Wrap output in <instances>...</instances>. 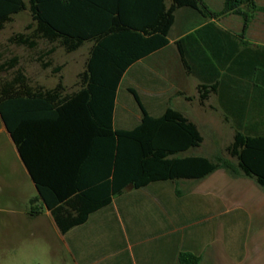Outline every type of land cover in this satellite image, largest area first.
Here are the masks:
<instances>
[{"label":"trees","instance_id":"trees-1","mask_svg":"<svg viewBox=\"0 0 264 264\" xmlns=\"http://www.w3.org/2000/svg\"><path fill=\"white\" fill-rule=\"evenodd\" d=\"M169 1L166 11L161 4L163 13L158 20L144 18L147 8L129 9V0H28L31 23L25 29L34 25L31 36L16 33L7 39L8 44L33 49L40 38L59 42L66 53H72L83 43H92L84 70L78 75L80 88L72 94H64L61 76L52 89L32 88L17 68L18 58L3 59L0 54V73L16 69L10 80L0 82V121L37 194L30 201V218L44 207L64 234L127 188L200 180L217 170L254 178L264 190V134L249 135L240 126L236 128L226 148L236 159V168L220 156H190L187 152L203 142L197 127L171 108L158 118L149 116L132 90L141 120L130 130L113 128L114 101L123 73L166 46L174 11L182 7L198 11L200 0ZM241 6L247 11L241 12ZM26 8L24 0H0V31ZM256 11L264 12V8H258L254 0H225L222 10L210 12V16L239 14L245 28ZM137 12L142 17L132 18ZM54 51L50 48L43 56ZM50 65L46 62L43 67ZM60 70L55 67L52 72ZM199 99L202 102L206 96L200 94ZM60 136L73 147V153L56 164L52 149ZM73 203L76 210L72 216L67 208L72 209ZM189 259L199 262L197 256L187 254L180 256L179 262L186 264Z\"/></svg>","mask_w":264,"mask_h":264},{"label":"crops","instance_id":"crops-1","mask_svg":"<svg viewBox=\"0 0 264 264\" xmlns=\"http://www.w3.org/2000/svg\"><path fill=\"white\" fill-rule=\"evenodd\" d=\"M158 1L129 0L127 6L137 11L147 8L149 13L144 18L159 20L163 13L161 4L166 11L171 3ZM224 1L200 0L198 11L187 7L174 11L168 44L136 61L123 73L114 101V129L130 130L141 120V110L129 91L132 90L153 118L171 108L192 122L199 133L208 131L211 137L229 133L234 136L239 126L249 135L264 134V12L253 13L243 28L239 14L210 16V12L222 10ZM254 3L264 8V0ZM154 9H160L159 13H152ZM240 11L246 12V7L241 6ZM141 15L137 12L131 17L140 19ZM84 44L87 58L92 43ZM83 70L84 67L70 87L62 81L64 94L79 90L78 75ZM200 94L206 96L202 102ZM56 143L52 160L58 164L64 155L73 153V147L67 146L64 136ZM225 173L228 172L217 170L207 176L210 189L222 192L221 187L215 186L227 181L229 173ZM190 196L194 198L163 182L139 189L130 187L112 196L109 205L91 211L84 223L64 234L44 207L32 219L43 216L51 221L66 254L60 260L62 264H180L179 257L185 254L197 256L200 264L202 255L196 251V199L194 194ZM220 200L215 193L212 206ZM67 209L75 215V203ZM186 264L196 262L189 259Z\"/></svg>","mask_w":264,"mask_h":264},{"label":"rangeland","instance_id":"rangeland-1","mask_svg":"<svg viewBox=\"0 0 264 264\" xmlns=\"http://www.w3.org/2000/svg\"><path fill=\"white\" fill-rule=\"evenodd\" d=\"M24 2L27 8L14 15L0 31V54L3 59L18 58L17 68L32 88H52L59 76L63 84L70 87L84 67L87 45L66 53L59 42L50 43L40 38H36L37 45L33 49L8 44L11 35L31 36L34 29V25L25 29L31 23V17L28 0ZM50 48L55 51L43 56ZM46 62L51 64L50 67H43ZM55 67H61L59 73L52 72ZM15 70L0 73V82L10 80ZM127 98L133 102L130 95ZM200 133L203 142L187 155H217L236 168V159L226 152L233 141L232 133L219 138L211 137L208 131L200 130ZM231 176L229 174L226 182L215 186L216 189L222 188L221 193L210 189L207 176L190 180L191 185L189 180L163 183L176 187L192 199L194 197L190 195L195 196L196 251L202 255L200 264H264V190L254 178L241 173L238 178ZM215 193L221 200L213 207L211 201ZM36 195L0 121V264H62L61 258L66 257L51 221L43 216L32 219L27 215L30 201Z\"/></svg>","mask_w":264,"mask_h":264}]
</instances>
